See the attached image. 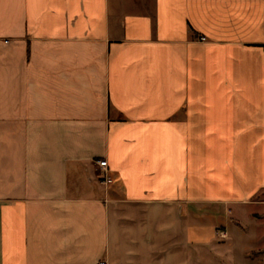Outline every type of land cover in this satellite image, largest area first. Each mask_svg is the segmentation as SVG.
<instances>
[{
    "label": "crops",
    "instance_id": "1",
    "mask_svg": "<svg viewBox=\"0 0 264 264\" xmlns=\"http://www.w3.org/2000/svg\"><path fill=\"white\" fill-rule=\"evenodd\" d=\"M101 260L264 264V0H0V264Z\"/></svg>",
    "mask_w": 264,
    "mask_h": 264
},
{
    "label": "built area",
    "instance_id": "2",
    "mask_svg": "<svg viewBox=\"0 0 264 264\" xmlns=\"http://www.w3.org/2000/svg\"><path fill=\"white\" fill-rule=\"evenodd\" d=\"M202 40H204L205 38L202 37ZM97 164L99 167V179L101 180L102 183L104 184H109L113 181L112 177L109 175V168H108V162L105 158L97 160ZM216 233L217 235L222 238L225 239L228 236V232L225 229L222 228H217L216 229ZM98 264H108V262L106 260H101Z\"/></svg>",
    "mask_w": 264,
    "mask_h": 264
}]
</instances>
